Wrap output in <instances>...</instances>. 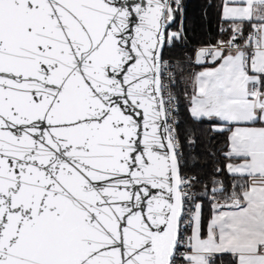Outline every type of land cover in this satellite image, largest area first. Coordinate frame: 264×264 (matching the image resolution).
<instances>
[{"label": "snow or ice", "instance_id": "1", "mask_svg": "<svg viewBox=\"0 0 264 264\" xmlns=\"http://www.w3.org/2000/svg\"><path fill=\"white\" fill-rule=\"evenodd\" d=\"M210 13L0 0V264H264V0Z\"/></svg>", "mask_w": 264, "mask_h": 264}, {"label": "trees", "instance_id": "2", "mask_svg": "<svg viewBox=\"0 0 264 264\" xmlns=\"http://www.w3.org/2000/svg\"><path fill=\"white\" fill-rule=\"evenodd\" d=\"M206 0H183L184 5V27L187 35V47L183 51H191L201 41H207L209 33L214 36L216 30V19L211 13L209 17L204 16ZM181 49L172 51L173 55L178 54Z\"/></svg>", "mask_w": 264, "mask_h": 264}, {"label": "built area", "instance_id": "3", "mask_svg": "<svg viewBox=\"0 0 264 264\" xmlns=\"http://www.w3.org/2000/svg\"><path fill=\"white\" fill-rule=\"evenodd\" d=\"M182 3H183V0H182ZM179 24H180V18L178 17L176 24L173 25V29H176L179 26Z\"/></svg>", "mask_w": 264, "mask_h": 264}]
</instances>
